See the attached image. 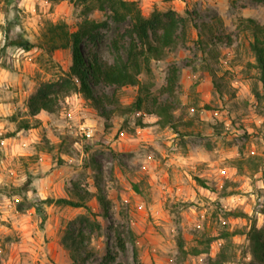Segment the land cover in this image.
Returning a JSON list of instances; mask_svg holds the SVG:
<instances>
[{
  "label": "rangeland",
  "instance_id": "obj_1",
  "mask_svg": "<svg viewBox=\"0 0 264 264\" xmlns=\"http://www.w3.org/2000/svg\"><path fill=\"white\" fill-rule=\"evenodd\" d=\"M135 1L146 17L156 8L185 16L193 12L178 51L152 60L151 72L140 75L138 86H97L96 93L117 100L107 104L115 109L109 120L74 93L61 110L41 112L39 125L5 137L28 117L27 101L38 85L57 79L72 64L70 48L49 56L38 47L6 46L7 41L23 35L38 43L47 21H64L72 31L87 17L107 25L95 40L83 42L84 54L111 62L112 41L128 21L115 22L109 10L91 0H0V264H70L63 236L86 208L46 205L47 220L41 222L31 202L78 200L85 191L89 215L101 229L84 226L77 264H136L135 248L143 264H210L220 254L225 264H251L247 233L253 224L264 226V87L247 19L263 24L264 4ZM173 63L180 77L169 95L162 90ZM139 94L148 99L144 109L127 110ZM153 97L172 102L170 124L148 112ZM139 119L145 126L137 124ZM82 124L95 127L92 138L80 134ZM29 177L31 190L18 194ZM99 191L110 200L107 217ZM118 232L126 239L125 251L117 246ZM107 254L117 256L116 262L107 261Z\"/></svg>",
  "mask_w": 264,
  "mask_h": 264
},
{
  "label": "trees",
  "instance_id": "obj_2",
  "mask_svg": "<svg viewBox=\"0 0 264 264\" xmlns=\"http://www.w3.org/2000/svg\"><path fill=\"white\" fill-rule=\"evenodd\" d=\"M92 1L98 3V9L109 10L115 22L128 21V27L123 32L118 33L112 41L114 57L111 62L104 60L95 53L84 54L83 42L85 40H95L100 29L107 25L106 21L98 22L87 17L72 31L64 21L56 23L47 21L38 43L23 35H18L15 39L5 43L6 46L13 45L24 51H30L38 47L49 56H53L54 52L59 49L70 48L72 51V64L69 69L63 71L57 79L43 81L38 85L27 101L28 117L21 118L18 121L17 129L8 133L5 137L13 136L20 130H27L39 125L41 120L38 116L42 111L53 113L61 110L66 97L74 93L84 95L99 110L101 115L109 120L115 109H107V104H114L117 100L114 95L96 93V87L100 84L116 88L140 85V75L143 72H151L152 60L163 59L169 51H178L180 40L185 37L188 23L194 20L192 11H187L185 16L174 9L160 10L156 8L146 17L142 14L141 8L135 0ZM256 1L264 4V0ZM87 10H92V8L88 7ZM247 22L254 37L251 48L256 57L255 66L259 69V80L264 87V23H259L253 18L247 19ZM122 48L125 49V53ZM179 77V66L174 63L171 64L167 83L162 91L174 95ZM255 95L257 98L261 97L258 91H255ZM262 97H264V94ZM147 100V97L139 94L137 100L127 110L138 113L144 109ZM173 108L172 102L169 100L161 101L158 97H153L152 109H149L148 112L155 113L160 122L167 125L171 123ZM30 117L34 118L35 123L30 121ZM11 120L17 122V117L13 115ZM137 124L145 126L141 119ZM95 168L100 170V165L95 166ZM196 180L202 187L210 188L204 179L197 177ZM31 185L32 179L29 177L18 189V194L30 191ZM75 187L80 190L79 183H75ZM89 195L90 193L85 191L84 194L80 193L78 200L67 197H46L31 202V207L41 217V222L47 220L46 205L86 208L87 213L79 215L69 222L63 236L64 245L71 250L72 262L70 264H77L82 257L80 250L85 238L84 226H90L97 231L101 229L100 221L92 219L89 215L92 213V208L86 203ZM97 198L104 209V216L107 217L110 200L100 191ZM18 210L23 211L22 205L18 207ZM231 214L239 215L235 212H231ZM247 237L252 244L253 260L251 264H264V226L258 227L253 224L247 233ZM117 246L120 250H126V239L120 232L117 234ZM179 249L184 250L182 239H179ZM134 255L136 264H143L139 258L137 248H135ZM116 257L112 254L106 255L109 262H116ZM225 258L224 254H220L210 264H225ZM117 264L123 263L117 262Z\"/></svg>",
  "mask_w": 264,
  "mask_h": 264
},
{
  "label": "built area",
  "instance_id": "obj_3",
  "mask_svg": "<svg viewBox=\"0 0 264 264\" xmlns=\"http://www.w3.org/2000/svg\"><path fill=\"white\" fill-rule=\"evenodd\" d=\"M79 132L86 138H92L95 134V127L93 125L82 124L79 127Z\"/></svg>",
  "mask_w": 264,
  "mask_h": 264
},
{
  "label": "crops",
  "instance_id": "obj_4",
  "mask_svg": "<svg viewBox=\"0 0 264 264\" xmlns=\"http://www.w3.org/2000/svg\"><path fill=\"white\" fill-rule=\"evenodd\" d=\"M1 69L3 70V68H1ZM42 112H44V111H42ZM39 116H40V115H39ZM34 212H35V211H34ZM22 215L26 216V214H22ZM28 217L31 218V215L29 214ZM21 228H22V227H21ZM43 253H44V252H43ZM45 254H46V256H48V254H50V252L47 251V252H45ZM42 263H44L43 260H42Z\"/></svg>",
  "mask_w": 264,
  "mask_h": 264
}]
</instances>
